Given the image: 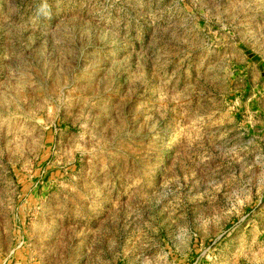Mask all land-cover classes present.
<instances>
[{
  "label": "rangeland",
  "instance_id": "374dc122",
  "mask_svg": "<svg viewBox=\"0 0 264 264\" xmlns=\"http://www.w3.org/2000/svg\"><path fill=\"white\" fill-rule=\"evenodd\" d=\"M264 264V0H0V264Z\"/></svg>",
  "mask_w": 264,
  "mask_h": 264
},
{
  "label": "built area",
  "instance_id": "2783aa9c",
  "mask_svg": "<svg viewBox=\"0 0 264 264\" xmlns=\"http://www.w3.org/2000/svg\"><path fill=\"white\" fill-rule=\"evenodd\" d=\"M3 264H7V261H5Z\"/></svg>",
  "mask_w": 264,
  "mask_h": 264
}]
</instances>
